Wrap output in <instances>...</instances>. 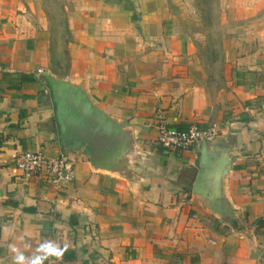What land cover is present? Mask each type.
<instances>
[{"label": "crops", "instance_id": "0c3cea01", "mask_svg": "<svg viewBox=\"0 0 264 264\" xmlns=\"http://www.w3.org/2000/svg\"><path fill=\"white\" fill-rule=\"evenodd\" d=\"M68 79L128 122L142 151L127 175L68 153L74 178L54 191L23 180L17 154L63 150L50 91L48 31L37 0H0V264L40 244L81 250L73 264H264V33L222 40L217 79L167 15L164 0H66ZM254 10L259 9L257 3ZM253 11V10H252ZM252 12L244 7L240 18ZM40 69V73H37ZM60 78V77H59ZM214 124L229 148L221 193L229 221L193 192L198 152L155 144L160 126ZM64 264L49 257L43 264Z\"/></svg>", "mask_w": 264, "mask_h": 264}, {"label": "water", "instance_id": "95a60500", "mask_svg": "<svg viewBox=\"0 0 264 264\" xmlns=\"http://www.w3.org/2000/svg\"><path fill=\"white\" fill-rule=\"evenodd\" d=\"M41 76L50 91L63 150L79 153L93 170L109 174L127 175L137 168L142 151L132 139L128 122L111 116L93 101L83 76L76 80L59 78L48 71ZM93 134L105 142L96 145ZM195 149L198 173L192 190L200 194L213 213L229 221L233 218L232 210L221 193L222 177L231 162L229 148L202 140Z\"/></svg>", "mask_w": 264, "mask_h": 264}, {"label": "rangeland", "instance_id": "374dc122", "mask_svg": "<svg viewBox=\"0 0 264 264\" xmlns=\"http://www.w3.org/2000/svg\"><path fill=\"white\" fill-rule=\"evenodd\" d=\"M48 31V68L57 77L69 71L70 57L66 27V0H37ZM167 15L195 51L207 73L217 79L224 38H251L258 29L264 33V0H164ZM258 4L259 9L251 5ZM247 7L252 13L240 14ZM253 10V11H252Z\"/></svg>", "mask_w": 264, "mask_h": 264}, {"label": "built area", "instance_id": "2783aa9c", "mask_svg": "<svg viewBox=\"0 0 264 264\" xmlns=\"http://www.w3.org/2000/svg\"><path fill=\"white\" fill-rule=\"evenodd\" d=\"M40 73V69L36 70ZM217 133L214 124L198 126L189 125L185 130L160 126L155 144L165 151L182 152L202 140H210ZM14 166L23 180L34 177L43 178L54 191H60L72 182L74 167L65 150L54 156L40 151H22L14 159ZM53 264V263H48Z\"/></svg>", "mask_w": 264, "mask_h": 264}, {"label": "clouds", "instance_id": "9594fccd", "mask_svg": "<svg viewBox=\"0 0 264 264\" xmlns=\"http://www.w3.org/2000/svg\"><path fill=\"white\" fill-rule=\"evenodd\" d=\"M10 251L15 253L13 256V264H43L45 259L49 257H56L57 259L62 258L63 253L66 249L60 248L58 245L54 244L51 241H46L39 245L37 248L38 253L42 255H34L31 258H26L23 253H21L14 246H9Z\"/></svg>", "mask_w": 264, "mask_h": 264}, {"label": "trees", "instance_id": "16d2710c", "mask_svg": "<svg viewBox=\"0 0 264 264\" xmlns=\"http://www.w3.org/2000/svg\"><path fill=\"white\" fill-rule=\"evenodd\" d=\"M93 138V142L98 144H103L105 142L104 138H101L98 136V134H93L91 136ZM81 250H76L75 248H66V250L63 253V256L61 258V261L64 264H73L75 261L80 260L81 257Z\"/></svg>", "mask_w": 264, "mask_h": 264}]
</instances>
